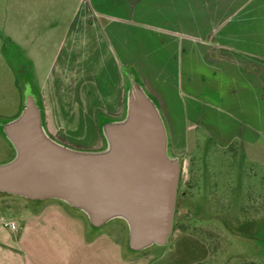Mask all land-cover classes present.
Returning <instances> with one entry per match:
<instances>
[{
	"label": "rangeland",
	"instance_id": "rangeland-1",
	"mask_svg": "<svg viewBox=\"0 0 264 264\" xmlns=\"http://www.w3.org/2000/svg\"><path fill=\"white\" fill-rule=\"evenodd\" d=\"M18 2L0 0V164L15 156L1 126L19 114L23 88L32 74L21 67L13 42ZM60 3L72 9L79 0ZM138 32L146 34V47L135 44L132 57L125 49L119 55L134 58L129 65L123 64L128 72L127 88L129 75H136L141 84L146 82L144 90L158 106L174 140L184 143L190 151L180 159L175 211L178 228L167 245L142 251L135 260L142 264H264V77H258L259 68L253 64L242 69L246 77L229 69L220 44L204 56L199 50L212 36L178 37L172 43L158 30L146 28ZM99 48L97 67L85 77L66 71L53 79L62 90H78L77 99L85 102L86 108L81 102L61 105V125L56 130L44 121L47 134L73 150L104 149L102 124L125 117L114 106L115 97L126 90V80L120 77L113 61L115 47L105 43ZM142 50H146V61L139 60ZM135 61L146 67L144 81L135 69L132 71ZM32 79L37 86L46 80ZM102 97L109 100L110 109H102ZM169 153L174 156L171 150ZM194 160L203 171L199 190L192 189L194 178L190 170L186 171V167L193 168ZM212 170L224 171L229 199L224 210L213 208L208 198L207 173ZM21 201L23 206L11 204L8 212L15 214L30 205L27 200ZM112 221L115 224L91 229L120 237L125 225L120 220Z\"/></svg>",
	"mask_w": 264,
	"mask_h": 264
},
{
	"label": "crops",
	"instance_id": "crops-1",
	"mask_svg": "<svg viewBox=\"0 0 264 264\" xmlns=\"http://www.w3.org/2000/svg\"><path fill=\"white\" fill-rule=\"evenodd\" d=\"M146 28L158 30L172 43L178 37L212 36L199 50L204 56L220 44L229 69L246 77L244 67L253 64L259 68L258 77H264V0H79V5L72 9L62 6L60 0H19L13 39L15 52L24 66L21 67L26 70L30 67L33 78L46 79L36 85L46 126L56 130L61 125L60 106L81 102L77 99L78 90H62L53 79L66 71L85 77L96 69L99 47L105 43H113L115 68L126 80L125 93L118 94L114 101L118 113L126 115L125 67L134 61L131 57L135 44L146 47V34L138 32ZM124 49L130 50L131 57L127 54L126 58L124 55L120 58ZM142 52L139 60L146 61V50ZM88 61L94 63L85 64ZM132 65V71L135 69L144 81L146 67L137 61ZM143 83L144 88L146 82ZM100 102L104 111L110 109L108 99L102 97ZM81 103L86 108L85 102ZM165 124L169 152L181 163L182 155L190 149L174 140ZM192 162L193 168L186 167V171L190 170L194 178L192 189L199 190L203 171L197 160ZM207 174L211 206L224 210L229 203L224 171L212 170ZM21 200L0 195V264H142L135 260L140 252L128 247L124 221L120 220L125 223L126 232L123 229L122 235L116 237L105 230L93 231L82 213L57 200L29 202L18 213L8 212L11 204L23 206ZM3 221H15L17 230L4 227Z\"/></svg>",
	"mask_w": 264,
	"mask_h": 264
},
{
	"label": "water",
	"instance_id": "water-1",
	"mask_svg": "<svg viewBox=\"0 0 264 264\" xmlns=\"http://www.w3.org/2000/svg\"><path fill=\"white\" fill-rule=\"evenodd\" d=\"M24 98L19 115L1 126L15 156L0 164V193L61 201L96 228L122 220L135 252L167 245L181 163L170 155L164 119L138 79L129 78L125 117L102 124L106 147L99 151L73 150L54 141L30 85Z\"/></svg>",
	"mask_w": 264,
	"mask_h": 264
},
{
	"label": "trees",
	"instance_id": "trees-1",
	"mask_svg": "<svg viewBox=\"0 0 264 264\" xmlns=\"http://www.w3.org/2000/svg\"><path fill=\"white\" fill-rule=\"evenodd\" d=\"M27 65V64H26ZM28 70H30V67H28ZM30 72H31V70H30ZM131 76H133V75H131ZM31 81L29 82V83H27V85H30L31 87H32V91H33V93H34V95L38 98V103H39V105L41 106V104H40V95H39V90H38V88H37V86H36V84H35V82H34V80L32 79L33 78V75L31 74ZM134 77H136L137 78V76L136 75H134ZM25 87L23 88V93L25 92ZM24 97V96H23ZM25 99V98H24ZM23 103H24V101H23ZM22 107H23V104H22V106H21V109H22ZM21 109H20V111H21ZM20 113V112H19ZM19 115V114H18ZM17 115V116H18ZM16 116V117H17ZM14 119V118H13ZM15 152V151H14ZM178 190H179V188H178ZM0 195H3V196H10V195H8V194H4V193H0ZM178 198V197H177ZM24 200H27V201H29L30 203H35V204H40V203H43L44 201H32V200H28V199H24ZM63 203V202H62ZM176 206H177V203H176ZM70 207V206H69ZM73 209V208H72ZM75 210V209H74ZM76 211H78V210H76ZM176 211V210H175ZM80 212V211H79ZM80 213H82V212H80ZM83 214V213H82ZM84 215V214H83ZM85 216V215H84ZM86 217V216H85ZM86 219H87V217H86ZM88 220V219H87ZM88 223H89V221H88ZM90 224V223H89ZM125 224V223H124ZM91 225V224H90ZM126 225V224H125ZM126 227H127V225H126ZM178 228V221H177V219L175 218L174 219V225H173V232L176 230ZM130 250V249H129Z\"/></svg>",
	"mask_w": 264,
	"mask_h": 264
},
{
	"label": "built area",
	"instance_id": "built-area-1",
	"mask_svg": "<svg viewBox=\"0 0 264 264\" xmlns=\"http://www.w3.org/2000/svg\"><path fill=\"white\" fill-rule=\"evenodd\" d=\"M2 225L4 227L11 229V230H17V228H18L15 221H3Z\"/></svg>",
	"mask_w": 264,
	"mask_h": 264
},
{
	"label": "flooded vegetation",
	"instance_id": "flooded-vegetation-1",
	"mask_svg": "<svg viewBox=\"0 0 264 264\" xmlns=\"http://www.w3.org/2000/svg\"><path fill=\"white\" fill-rule=\"evenodd\" d=\"M177 197H178V194H177ZM176 203H177V201H176ZM176 210V209H175Z\"/></svg>",
	"mask_w": 264,
	"mask_h": 264
}]
</instances>
